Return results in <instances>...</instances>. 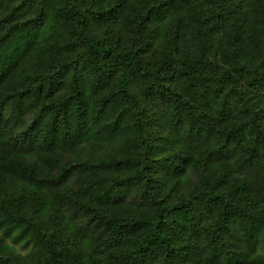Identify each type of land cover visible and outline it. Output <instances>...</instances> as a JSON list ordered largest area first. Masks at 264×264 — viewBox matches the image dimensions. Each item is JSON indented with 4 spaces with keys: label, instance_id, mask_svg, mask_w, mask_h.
Returning <instances> with one entry per match:
<instances>
[{
    "label": "trees",
    "instance_id": "trees-1",
    "mask_svg": "<svg viewBox=\"0 0 264 264\" xmlns=\"http://www.w3.org/2000/svg\"><path fill=\"white\" fill-rule=\"evenodd\" d=\"M0 264H264V0H0Z\"/></svg>",
    "mask_w": 264,
    "mask_h": 264
},
{
    "label": "rangeland",
    "instance_id": "rangeland-1",
    "mask_svg": "<svg viewBox=\"0 0 264 264\" xmlns=\"http://www.w3.org/2000/svg\"><path fill=\"white\" fill-rule=\"evenodd\" d=\"M8 243H10V241H8ZM15 247L17 248V250H18L19 252H23V250H22L18 245H15Z\"/></svg>",
    "mask_w": 264,
    "mask_h": 264
}]
</instances>
